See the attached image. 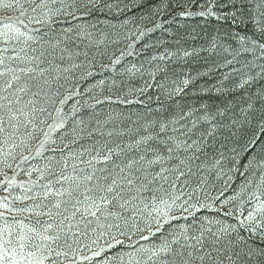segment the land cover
Returning <instances> with one entry per match:
<instances>
[{
	"label": "snow or ice",
	"instance_id": "obj_1",
	"mask_svg": "<svg viewBox=\"0 0 264 264\" xmlns=\"http://www.w3.org/2000/svg\"><path fill=\"white\" fill-rule=\"evenodd\" d=\"M0 264H264V0H0Z\"/></svg>",
	"mask_w": 264,
	"mask_h": 264
},
{
	"label": "rangeland",
	"instance_id": "obj_2",
	"mask_svg": "<svg viewBox=\"0 0 264 264\" xmlns=\"http://www.w3.org/2000/svg\"><path fill=\"white\" fill-rule=\"evenodd\" d=\"M167 18V17H166ZM181 25L184 26V28H187L188 31H191L193 28L197 29V32L199 33V36L201 38H204V31H201L202 28L207 29V31L209 33L212 32L213 26L214 25H204L203 21H194L191 19H186V18H177L176 21H174L172 23V25L170 26V30H177L178 28H180L181 31L184 30V28H181ZM149 27H151V25H148ZM162 34L158 31L153 35V39H155V37L157 36H161ZM151 42V41H149ZM202 40H198L196 42L197 46L199 45V43H201ZM191 43V41L189 42ZM117 55H119V52H116ZM143 57L140 58H133V57H129L128 60L131 62H135V63H139L140 59H142ZM105 62H107V59L105 58ZM184 70L185 71H192L193 73H195L197 70H205L204 65L201 61H192L190 65H184ZM110 75V74H108ZM134 84H136L137 86L141 83H143V81H133ZM201 84H203V81H201ZM152 96L153 99L152 101H148V96H133L130 97L131 99L135 100L137 98L144 100L146 103H149L151 107L155 108L156 104H155V93L154 91H152ZM228 99H230L231 97H226ZM180 100L181 103H187V104H194V103H198L200 101H198L197 97L193 96L192 91H189V94L183 98H178ZM221 99H225V97H212L211 99L205 98L203 100V102L205 103H219ZM107 107V105H105V108ZM113 107H123V106H113ZM136 110H145L143 108V106L141 105H137L135 103H133L132 105L128 106L127 108H124V111L127 113L129 111H136Z\"/></svg>",
	"mask_w": 264,
	"mask_h": 264
}]
</instances>
